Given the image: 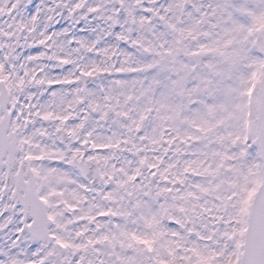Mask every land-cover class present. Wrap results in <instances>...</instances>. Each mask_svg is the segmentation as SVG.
I'll use <instances>...</instances> for the list:
<instances>
[{
    "label": "snow or ice",
    "instance_id": "obj_1",
    "mask_svg": "<svg viewBox=\"0 0 264 264\" xmlns=\"http://www.w3.org/2000/svg\"><path fill=\"white\" fill-rule=\"evenodd\" d=\"M0 264H264V0H0Z\"/></svg>",
    "mask_w": 264,
    "mask_h": 264
}]
</instances>
